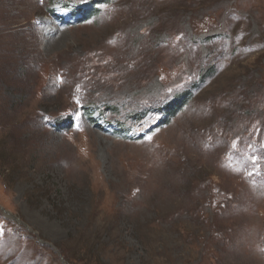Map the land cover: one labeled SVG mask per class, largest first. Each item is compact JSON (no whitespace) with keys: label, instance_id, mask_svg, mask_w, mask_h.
<instances>
[{"label":"rangeland","instance_id":"rangeland-1","mask_svg":"<svg viewBox=\"0 0 264 264\" xmlns=\"http://www.w3.org/2000/svg\"><path fill=\"white\" fill-rule=\"evenodd\" d=\"M0 264H264V0H0Z\"/></svg>","mask_w":264,"mask_h":264},{"label":"trees","instance_id":"trees-1","mask_svg":"<svg viewBox=\"0 0 264 264\" xmlns=\"http://www.w3.org/2000/svg\"><path fill=\"white\" fill-rule=\"evenodd\" d=\"M183 99L184 98L182 97L181 103L183 102ZM181 103H178V104H177V102L173 103L170 106H167V110L170 111L171 114H172V112L175 113L176 109L182 105Z\"/></svg>","mask_w":264,"mask_h":264},{"label":"snow or ice","instance_id":"snow-or-ice-1","mask_svg":"<svg viewBox=\"0 0 264 264\" xmlns=\"http://www.w3.org/2000/svg\"><path fill=\"white\" fill-rule=\"evenodd\" d=\"M41 2H42V0H41ZM255 159H256V158H255V157H253V160H254V161H255Z\"/></svg>","mask_w":264,"mask_h":264}]
</instances>
